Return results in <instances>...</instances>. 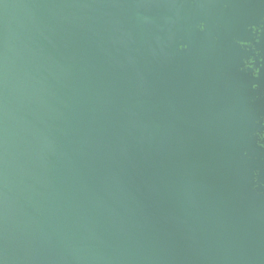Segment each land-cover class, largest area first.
<instances>
[{
    "label": "water",
    "instance_id": "95a60500",
    "mask_svg": "<svg viewBox=\"0 0 264 264\" xmlns=\"http://www.w3.org/2000/svg\"><path fill=\"white\" fill-rule=\"evenodd\" d=\"M259 29L264 0H0V264H264Z\"/></svg>",
    "mask_w": 264,
    "mask_h": 264
},
{
    "label": "flooded vegetation",
    "instance_id": "af4514ba",
    "mask_svg": "<svg viewBox=\"0 0 264 264\" xmlns=\"http://www.w3.org/2000/svg\"><path fill=\"white\" fill-rule=\"evenodd\" d=\"M259 36L261 37L263 34H264V30L263 29H259ZM253 63V60H250L249 64H248V67H252L251 64ZM264 137V135H263Z\"/></svg>",
    "mask_w": 264,
    "mask_h": 264
}]
</instances>
